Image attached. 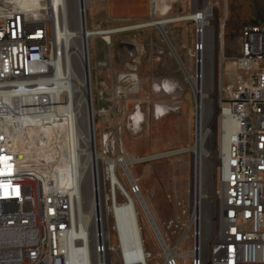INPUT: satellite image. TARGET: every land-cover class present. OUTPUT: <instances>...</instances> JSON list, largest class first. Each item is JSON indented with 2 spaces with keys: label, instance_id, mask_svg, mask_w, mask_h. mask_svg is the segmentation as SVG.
<instances>
[{
  "label": "rangeland",
  "instance_id": "374dc122",
  "mask_svg": "<svg viewBox=\"0 0 264 264\" xmlns=\"http://www.w3.org/2000/svg\"><path fill=\"white\" fill-rule=\"evenodd\" d=\"M150 1L91 0L87 10L88 27L123 28L147 21L152 18ZM211 5L217 7L219 20L224 19L225 22L224 47L217 50V54L221 52L223 57L220 66L222 98L223 89L231 82L236 58L240 55L243 27L264 22V0H158L153 17L174 18ZM50 24L52 55L55 47L53 25ZM197 24L192 19H174L164 24L186 70L180 66L155 25L111 33L110 42L101 35L89 38L98 148L102 151L103 133L110 132L116 140L112 144L109 142L111 156L135 153L144 158L131 165L135 175L132 179H137L161 234L170 237L172 244L167 241L168 246L176 247L174 243L180 236H187L179 245V251H188L194 245V225L191 222L200 179L199 168L201 172L203 170V180L208 181L210 169L214 167L216 186L214 202L210 199L207 202L204 198L202 203L204 239L208 237L209 225L212 227L214 223L212 235L218 233L219 227L218 150L221 147L222 118L216 109L214 113L208 114L206 110L203 114L206 135L199 156L193 149L164 155L169 150L193 146L197 140V97L189 78L190 74H197L195 47L197 42L201 44L197 39ZM119 176L124 178L121 170ZM128 188L132 190V187ZM102 195H105L103 188ZM139 212L145 247L152 252L148 263H162L164 255L159 238L141 207ZM112 223L111 213L104 216V225H107L114 244L117 238L111 230ZM112 264H122L118 251L112 254Z\"/></svg>",
  "mask_w": 264,
  "mask_h": 264
},
{
  "label": "bare ground",
  "instance_id": "6f19581e",
  "mask_svg": "<svg viewBox=\"0 0 264 264\" xmlns=\"http://www.w3.org/2000/svg\"><path fill=\"white\" fill-rule=\"evenodd\" d=\"M157 1H150L151 19L113 29L88 27L87 10L90 7V0H3L1 4L5 7L12 2L21 8L26 19L33 21L43 16L53 25L55 50L50 57L48 73L40 75L39 83H35L30 88L8 90L0 97V116H2L0 122L5 127L6 136L11 139L10 144L16 148L25 166L33 164L43 182L52 180V189L55 194L71 196L70 230H67L68 233L63 237V252L67 264H88L93 241L92 231L99 227L97 219L101 218L104 225V216L110 213L113 220L111 230L114 228L117 238V243L114 244L119 246L123 260L131 264H149L148 258L152 252L145 247L139 207L149 218L154 233L159 238L163 254L177 256L179 259L182 258V261L186 259V262L188 257L197 254L202 264H216L217 253L214 252V248L220 237V223L218 233L212 235L214 223L210 221L213 225L207 228L206 237H208L204 239L201 220L204 198L207 202L208 199L214 202L216 193L214 167L210 169L208 181L203 180V170L202 172L200 168L198 170L200 179L191 222L195 227L193 235L195 232L196 245L188 251H179L180 244L176 247L168 246L167 239L161 234L142 190L134 192L125 183L135 176L131 165L144 158L135 153L111 156L98 148L94 120L97 110L94 106L92 90L89 38L101 35V38L110 42V33L117 31L151 25L160 29L165 23L174 19H192L198 23L197 39L199 38L202 44L201 49L196 50L195 47L197 74L189 75L197 97V142L195 141L193 146L187 148L166 151L164 155L193 149L199 156L206 135L203 114L206 110L208 114L214 113L215 109L222 118L221 147L218 150L220 163L226 155L235 124L229 116L222 114L220 106V66L223 57L221 52L217 54V50L218 47L221 49L224 47V19L219 20L218 9L214 5L174 18L157 19L153 17ZM14 96L17 99L16 103H13ZM43 97L48 99L49 108L48 112L39 113L38 103L43 102ZM12 106L17 110H13ZM107 138L106 135V141H108ZM2 162L4 167L0 169V172L6 169V156H2ZM102 162H107L111 169L113 204L106 200V194L102 195L105 178L102 175ZM117 165L123 166L126 177L119 176ZM7 168L10 171L11 167ZM120 196H123L122 201ZM218 199H220L218 200L219 222L222 214V197L219 193ZM210 238L212 241L209 240Z\"/></svg>",
  "mask_w": 264,
  "mask_h": 264
},
{
  "label": "built area",
  "instance_id": "2783aa9c",
  "mask_svg": "<svg viewBox=\"0 0 264 264\" xmlns=\"http://www.w3.org/2000/svg\"><path fill=\"white\" fill-rule=\"evenodd\" d=\"M2 2L0 97L8 90L39 83L40 75L48 73L52 46L48 20L42 16L30 21L20 7L12 2L4 7ZM201 46L197 42L196 50ZM38 106L39 113L48 112V99L43 97ZM220 106L235 129L218 168L222 214L220 237L214 248L216 264H264V22L243 27L240 55L232 80L223 89ZM10 142L0 122V169L4 167L2 156L7 160L6 169L0 172V264H67L63 237L70 230L71 196L55 194L52 180L43 182L33 164L25 166ZM109 142L116 140L110 132L103 133L102 152L106 154H110ZM102 165L106 200L113 204L111 169L107 162ZM7 167H11L10 171ZM118 168L126 177L123 168L117 165V171ZM126 183L133 191H141L137 179ZM97 223L99 227L92 231L88 264H112L116 251L122 264H131L123 260L119 246L111 242L107 225L101 218ZM186 237L180 236L174 244L181 246ZM193 238L195 247V232ZM166 239L171 243L168 235ZM163 255L162 263L156 264H202L197 254L188 257L187 262Z\"/></svg>",
  "mask_w": 264,
  "mask_h": 264
},
{
  "label": "water",
  "instance_id": "95a60500",
  "mask_svg": "<svg viewBox=\"0 0 264 264\" xmlns=\"http://www.w3.org/2000/svg\"><path fill=\"white\" fill-rule=\"evenodd\" d=\"M160 29H161V32L163 33L164 38L166 39L167 43L169 44V47L171 48L172 52L174 53V55H175V57H176L178 63H179L180 66L183 68V70H186L184 63H183V61L181 60L179 54L177 53V51H176L174 45L172 44V42H171L169 36L167 35V32H166L164 26H161ZM90 98L92 99V94H91V93H90ZM91 105H92V101H91Z\"/></svg>",
  "mask_w": 264,
  "mask_h": 264
},
{
  "label": "crops",
  "instance_id": "0c3cea01",
  "mask_svg": "<svg viewBox=\"0 0 264 264\" xmlns=\"http://www.w3.org/2000/svg\"><path fill=\"white\" fill-rule=\"evenodd\" d=\"M90 6H91V0H90ZM151 6V5H150ZM197 11V10H196ZM190 13V12H189ZM150 14H151V11H150ZM187 14V13H186ZM178 16H180V15H178ZM165 18V17H164ZM111 41V40H110ZM191 75V74H190Z\"/></svg>",
  "mask_w": 264,
  "mask_h": 264
}]
</instances>
